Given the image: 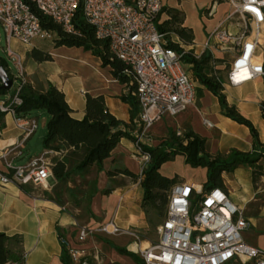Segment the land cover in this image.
Returning <instances> with one entry per match:
<instances>
[{
  "label": "built area",
  "instance_id": "obj_1",
  "mask_svg": "<svg viewBox=\"0 0 264 264\" xmlns=\"http://www.w3.org/2000/svg\"><path fill=\"white\" fill-rule=\"evenodd\" d=\"M37 9L59 24L66 32L74 33L72 18L80 5L86 22L93 26L94 36L108 43L113 58L123 64L139 106L135 121L139 132L134 134V156L140 167L148 160L140 143L150 139L149 128L165 115L175 116L196 101L195 81L181 61V53L167 46L164 32L159 31L157 19L161 0H30ZM229 8L215 27L199 44V56L207 51L229 54L228 68L222 85L235 87L264 75V0H222ZM216 0L206 10L215 12ZM0 26L5 37L4 54L15 68L8 75L17 82L12 93L0 98V112L10 114L19 139L0 151V185L19 187L31 185L51 189L52 158L61 153L44 149L24 163L13 164L21 155V147L37 128L33 116L17 117L14 106L21 103V87L26 83L20 47L31 45L35 38L48 39L52 34L40 26L37 16L23 0H0ZM13 84V83H12ZM203 124L212 126L203 118ZM3 126L0 122V136ZM177 134L180 130L176 131ZM52 155V156H51ZM198 198L193 199L195 195ZM64 209V207H61ZM248 223L242 210L219 187L207 191L193 184L177 181L168 191L166 215L156 226V239L139 246L141 235L118 226L113 220L95 226L77 225V241L89 235L127 234L137 242L136 252L143 264H264V251L246 243L242 233ZM59 242L73 264H88L78 249L60 235ZM22 260L25 253L21 255ZM9 264H16L10 262Z\"/></svg>",
  "mask_w": 264,
  "mask_h": 264
},
{
  "label": "crops",
  "instance_id": "obj_2",
  "mask_svg": "<svg viewBox=\"0 0 264 264\" xmlns=\"http://www.w3.org/2000/svg\"><path fill=\"white\" fill-rule=\"evenodd\" d=\"M183 25L192 29L193 42L199 45L202 40L195 39L194 29L187 24L185 16ZM193 48L195 52H199L197 47ZM20 49L26 50L22 47ZM45 50L50 54V60L36 61L31 57L30 51L28 52V61L24 66L28 84L36 89H44L48 83L53 84L64 94L71 116L76 119H81L84 115L85 94H102L108 111L116 119L129 122L131 107L121 100V96L128 94L129 90L111 75L109 66H101L99 57L81 47L58 46ZM216 57H221L220 53H216ZM222 86L226 103L233 105L241 115L250 120L259 141L264 142V119L260 110V102L264 97L262 77L235 87ZM196 93L194 104L175 116L165 115L149 128L150 139L146 144H158L169 129L181 131L190 128L205 138L210 153H226L231 149L250 151L253 138L249 128L224 115L217 97L209 90L198 85ZM7 95V92L4 93L3 98ZM137 115L138 112L133 116L134 122ZM203 118L209 120L212 126L203 124ZM0 122L3 126L0 136V141H3L0 145L1 151L6 145L15 143L20 136L10 114L4 113L0 116ZM24 144L21 155L12 159L13 164L24 163L30 157L23 156ZM134 152L133 141L123 137L111 150L110 156L102 161V170L96 172L92 166L84 173H93L96 191L87 200L83 210L77 206L71 209L63 200L59 199L62 203H58L53 198H48L47 194H51V189L43 190L31 185H0V232L17 237L18 241H10L9 247L21 255L25 253L23 264H63L60 235L87 258L88 264H138L131 256L135 254L140 257L136 252L137 242L130 235L94 234L82 242L77 241L75 236L77 225L95 226L113 220L122 228L138 232L141 235V247L156 239L152 232L156 224L151 222L140 206L142 188L139 177L132 179L122 173L110 178L107 175L112 167L126 168L139 175L141 167ZM54 157H61V154ZM176 157L180 159L181 170L166 176H175L177 181L188 182L202 190L206 169L190 166L182 155H176L174 159ZM167 162L160 166V172ZM0 169H3L1 161ZM221 178V189L242 210L248 223L242 233L243 240L264 251V174L253 182L251 167L239 166L233 171L222 172ZM107 186L111 190L104 193L103 189ZM197 196L196 194L193 200Z\"/></svg>",
  "mask_w": 264,
  "mask_h": 264
},
{
  "label": "trees",
  "instance_id": "obj_3",
  "mask_svg": "<svg viewBox=\"0 0 264 264\" xmlns=\"http://www.w3.org/2000/svg\"><path fill=\"white\" fill-rule=\"evenodd\" d=\"M29 5L31 11L37 16L42 29L52 34V47H81L92 55L99 57L101 66H109L111 75L127 86L129 93L121 96V100L127 102L130 107L129 122L116 119L107 109L102 94H85V110L81 119L71 116V109L64 99V94L53 84L48 83L44 89L33 88L27 82L21 87L19 96L21 103L14 106V113L17 117L31 116L33 110L43 109L46 112L45 132L42 136L43 149L59 151L61 157H53L51 165L52 177L56 183L66 182L72 175H82L90 167L96 172L102 170V161L110 156L111 150L121 138L135 139L134 134L139 132L133 116L139 110L136 98L130 94L133 84L130 78L122 72L123 64L113 58L108 49V43L99 40L94 36L93 26L84 19L82 7L79 5L72 18L74 33L66 32L55 23L50 17L41 13L35 4L30 0H23ZM162 12L166 18L157 24L159 31L164 32L167 46L181 53V61L188 68L199 85L209 90L217 97L221 111L238 123L249 128L253 138L250 151H239L231 149L226 153H210L207 149L205 138L194 133L190 128H184L177 134V130H168L167 135L161 138L158 144L151 146L140 143L141 152L148 155V160L142 165L139 175H136L126 168L112 167L107 171L110 178L119 173L130 176L132 179L139 177V184L142 188L140 201L141 208L150 218L151 212L157 218L166 215L168 202V191L171 185L177 182L175 176L168 177L160 172V166L174 159L176 155H182L186 163L192 167H204L206 169V180L202 184V191L212 187L222 186V172H230L239 166H249L252 169L253 182L264 174V142L259 141L257 131L249 119L241 115L233 105H228L222 93L221 84L228 63L224 69L217 67L223 61L214 58L207 51L198 57L194 54V48L190 47L193 42V32L190 27L183 25L184 15L174 7L163 6L157 19ZM173 34L177 41L171 37ZM190 47V48H185ZM31 57L36 61L50 60L47 50L32 47ZM0 66L7 70V61L0 55ZM224 70V73H221ZM9 77L11 75L9 74ZM264 86V75L262 76ZM197 90V87H196ZM6 90L0 87V95ZM261 115L264 119V97L260 102ZM4 113L0 112V116ZM75 159L72 165H68V159ZM70 161V160H69ZM111 188L103 189L104 193L110 192ZM96 191L95 180H92L90 188L84 192L87 200ZM56 202L62 203L58 198L47 194ZM198 198V196L196 197ZM195 200H193V203ZM18 241L15 236H8L0 232V264H23L21 254L9 247L10 241ZM138 264H143L140 257L131 254ZM61 261L63 264H73L71 259L62 247ZM244 264H252L246 262Z\"/></svg>",
  "mask_w": 264,
  "mask_h": 264
},
{
  "label": "rangeland",
  "instance_id": "obj_4",
  "mask_svg": "<svg viewBox=\"0 0 264 264\" xmlns=\"http://www.w3.org/2000/svg\"><path fill=\"white\" fill-rule=\"evenodd\" d=\"M213 0H161L163 6L166 7H174L177 10L183 12V15L186 18L187 24L194 29L195 39L199 41H203L206 34H208L213 27L216 26L219 20L223 18V16L228 12V4L222 0H216V8L215 12L212 16L206 15V10L210 6ZM171 5V6H170ZM166 13L162 12L159 16V20L165 19ZM172 35V39L177 41V38ZM53 38V37H52ZM52 38L41 39L35 38L31 45L27 46L25 49H19L23 56V67L28 61L29 54L28 52L31 50L32 45H36L37 47L45 50L50 49L52 47ZM201 41V42H202ZM5 37L0 26V55L5 59L4 48H5ZM66 47V46H65ZM194 47V46H193ZM29 49V50H28ZM199 50V47H197ZM221 55V54H220ZM223 59L220 63H218L217 67L220 69H224L227 65L229 54L221 55L219 57ZM7 65L10 69L11 73H15V68L11 65V63L6 59ZM186 68V67H185ZM187 72L192 76L190 70L186 68ZM224 73V70H221V73ZM195 81L196 87L199 85L196 79L192 76ZM17 85V82H13L12 86L6 90V92L10 95ZM0 98H3V94L0 95ZM33 117L37 119V128L34 133L26 140L23 153L24 157L38 155L43 151L42 146V136L45 132V121H46V112L43 109H35L32 112ZM52 156V155H51ZM23 157V158H24ZM70 160V161H69ZM75 159H68V165H72ZM183 164V162H181ZM180 159L176 157L174 160L168 161L164 166H162L161 173L163 175L173 174L174 172H178L181 170L180 167ZM93 173L82 174V175H72L66 182L64 183H56L53 180V185L51 187L50 193L53 197L60 199L63 202H67L68 207L74 209L77 206L78 209H85L87 205L86 195H83V191H87L92 183ZM75 204V205H74ZM151 222L156 226L160 224L162 218H157L153 212L150 214ZM156 226L155 229L152 228V232L154 237L156 235Z\"/></svg>",
  "mask_w": 264,
  "mask_h": 264
},
{
  "label": "water",
  "instance_id": "obj_5",
  "mask_svg": "<svg viewBox=\"0 0 264 264\" xmlns=\"http://www.w3.org/2000/svg\"><path fill=\"white\" fill-rule=\"evenodd\" d=\"M12 79L9 77L7 70L0 66V87L8 90L12 86Z\"/></svg>",
  "mask_w": 264,
  "mask_h": 264
},
{
  "label": "bare ground",
  "instance_id": "obj_6",
  "mask_svg": "<svg viewBox=\"0 0 264 264\" xmlns=\"http://www.w3.org/2000/svg\"><path fill=\"white\" fill-rule=\"evenodd\" d=\"M3 144V141H0V145H2ZM144 244H146V243H144Z\"/></svg>",
  "mask_w": 264,
  "mask_h": 264
}]
</instances>
